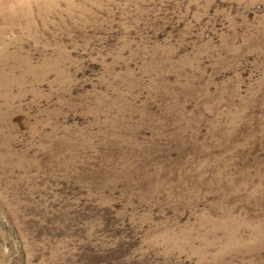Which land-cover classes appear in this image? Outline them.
I'll return each instance as SVG.
<instances>
[{"label": "rangeland", "instance_id": "obj_1", "mask_svg": "<svg viewBox=\"0 0 264 264\" xmlns=\"http://www.w3.org/2000/svg\"><path fill=\"white\" fill-rule=\"evenodd\" d=\"M0 264H264V0H0Z\"/></svg>", "mask_w": 264, "mask_h": 264}]
</instances>
